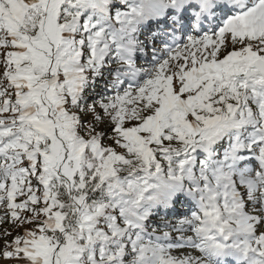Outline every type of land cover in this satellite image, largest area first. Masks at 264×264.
Segmentation results:
<instances>
[{"label":"snow or ice","instance_id":"1","mask_svg":"<svg viewBox=\"0 0 264 264\" xmlns=\"http://www.w3.org/2000/svg\"><path fill=\"white\" fill-rule=\"evenodd\" d=\"M0 264H264V0H0Z\"/></svg>","mask_w":264,"mask_h":264}]
</instances>
